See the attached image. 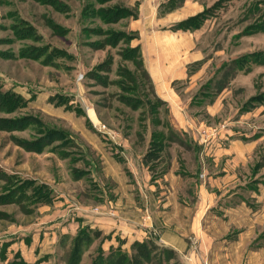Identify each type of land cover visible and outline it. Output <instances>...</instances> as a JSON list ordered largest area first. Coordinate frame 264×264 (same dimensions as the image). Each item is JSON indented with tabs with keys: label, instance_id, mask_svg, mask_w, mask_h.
<instances>
[{
	"label": "rangeland",
	"instance_id": "374dc122",
	"mask_svg": "<svg viewBox=\"0 0 264 264\" xmlns=\"http://www.w3.org/2000/svg\"><path fill=\"white\" fill-rule=\"evenodd\" d=\"M191 1L193 13H204L186 30L202 59L187 67L191 79L173 86L182 121L198 128L195 142L186 134L185 143L170 126L175 106L155 96L140 52L130 45L138 36L130 29L134 20L149 22L141 27L149 29L145 35L171 31L175 23L155 19L170 2L180 7L185 0H0V87L22 99L0 109V264H93L99 257L103 264L116 248L132 257L122 240L104 249L111 235L92 222L107 216L109 200L125 191L117 181L131 180L148 140L159 144L151 175L157 179L173 162L190 174L180 184L188 192L211 164L192 147L232 139L252 146L238 169L236 198L226 205L252 211L255 242L264 245V0ZM214 101L210 114L206 107ZM40 138L35 150L42 151H28L26 144ZM122 141L137 154H126L130 168ZM81 231L89 241L77 248ZM165 255L157 252L148 264H181ZM204 261L211 264L208 258L198 264Z\"/></svg>",
	"mask_w": 264,
	"mask_h": 264
},
{
	"label": "crops",
	"instance_id": "0c3cea01",
	"mask_svg": "<svg viewBox=\"0 0 264 264\" xmlns=\"http://www.w3.org/2000/svg\"><path fill=\"white\" fill-rule=\"evenodd\" d=\"M190 1L185 0L183 6L165 11L164 16L155 17V20L178 24L197 15L200 12L193 13L194 4ZM148 25L146 18L130 24V29L138 35L132 38L130 45L140 52L155 96L161 102L175 106L170 112V126L185 143L186 134L195 142L198 128H193V120L182 121L178 113L180 100L173 86L191 79L187 67L199 63L202 56L195 50V40L190 32L173 28L167 31L162 27L145 35L143 32L149 29L141 27ZM206 110L215 114V101ZM125 142L122 141V149H119L125 155V166L130 168L132 160L126 154L133 158L136 153L131 145L124 146ZM197 145L191 148L193 153L198 158L202 154L209 156L211 164L199 171L203 175L202 181L196 180L195 189L193 187L194 191L190 192L180 189L181 181L189 174L187 171H178V166L172 162L170 168L162 170L156 179L151 175L153 161L148 162L144 157L150 147L138 155L136 169L130 168L131 180L121 178L117 181L125 191L109 200L108 208L114 216L108 211L107 216L94 218L95 222H92L111 235L106 239L104 249L117 247L121 240L124 248L135 242L152 241L160 248L171 250L181 264H198L200 258H208L211 264H264V245L258 247L255 242L257 228L251 224L252 211L243 203L226 205L236 198V188L241 183L238 169L250 158L252 146L244 147L237 139L230 140L225 146L215 141ZM95 226L92 227L95 229ZM66 233L70 232L67 230Z\"/></svg>",
	"mask_w": 264,
	"mask_h": 264
},
{
	"label": "trees",
	"instance_id": "16d2710c",
	"mask_svg": "<svg viewBox=\"0 0 264 264\" xmlns=\"http://www.w3.org/2000/svg\"><path fill=\"white\" fill-rule=\"evenodd\" d=\"M175 6L173 7V3L170 2L168 10H170L172 8H175ZM123 12L124 11L122 9L116 10L112 14V16L118 19L119 14L121 16V13H123ZM109 14H108V16H109ZM203 14L204 13L201 12V13L193 16V17H190V18H188V19L176 24L173 27V29L174 30H184V31L190 30V29L193 28V23H199L201 21ZM115 18H110V19H113V21L117 20ZM133 37L134 36L132 35V38ZM133 49H134V51H137L138 48H133ZM205 93H207V92H205ZM217 94H219V93H216L215 95H209L208 94V98H210V101L213 100ZM18 98H17V100L20 102V100H22V99L21 98L18 99ZM15 100H16V98H15V94L14 93L3 92L2 88L0 87V109H13L15 106H17V102H18L17 100L15 102ZM11 123H13V122H11ZM9 129H11V128H9ZM167 131H169V134L172 132L171 128H168V126H167ZM159 134L160 133H155L154 134V139L160 137ZM43 139H45V138H40V140H36L33 143L32 142L31 143H27L26 144V148L30 149L28 151H37V152L42 151V150H35V149H37L38 147H40L42 145L41 141ZM158 145L154 144V143L150 144V148H149V150L147 151V153L145 155V159L148 160V162H150V160H153L156 157L155 150H152V149L154 147L158 146ZM90 234L92 235V237L98 235V233L96 231H91ZM79 241H80V244L78 246L77 245L75 246L77 248H79L81 245L84 247L83 244H85V243H87L89 241V239H88L87 235L85 234V232L81 231L80 234L76 237L75 243L78 244ZM83 247H82V249H83ZM132 249L134 251V254L129 259L126 257L125 253H121L119 248L110 249V251L107 254V256L105 258H103L104 259L103 260V262H104L103 264H141L142 262H145V264H148V262H149V260H151V258H155V255H157V252H159L160 254L161 253L162 254L165 253L166 255L163 256L165 260L174 259L173 258L174 254H173V252L171 250L160 248L157 245H155L154 242H152V241L135 242L132 245ZM74 255L76 256V259H77L78 256H80L79 251L77 252L76 249H75L74 250ZM100 258L101 257H99V259H97V261H95L93 264H100L99 263Z\"/></svg>",
	"mask_w": 264,
	"mask_h": 264
},
{
	"label": "built area",
	"instance_id": "2783aa9c",
	"mask_svg": "<svg viewBox=\"0 0 264 264\" xmlns=\"http://www.w3.org/2000/svg\"><path fill=\"white\" fill-rule=\"evenodd\" d=\"M101 129H105V128L102 126ZM202 264H207V262L204 261Z\"/></svg>",
	"mask_w": 264,
	"mask_h": 264
}]
</instances>
